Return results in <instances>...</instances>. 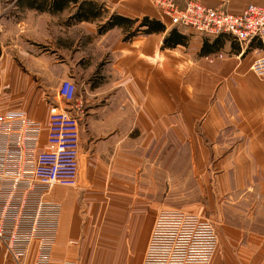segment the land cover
I'll use <instances>...</instances> for the list:
<instances>
[{"label": "crops", "instance_id": "crops-1", "mask_svg": "<svg viewBox=\"0 0 264 264\" xmlns=\"http://www.w3.org/2000/svg\"><path fill=\"white\" fill-rule=\"evenodd\" d=\"M94 1L110 14L159 20L166 30L126 42L121 28L98 35L96 23L62 25L55 28L61 36L49 39L50 55L33 19L64 20L68 13L0 11V21L7 20L0 25V114L23 111L46 127L55 108L65 107L57 96L65 80L76 84L85 114L79 189L51 194L63 204L54 264H144L158 215L170 209L154 197V163L171 146L195 148L199 169L223 180L219 193L245 198L235 219L221 231L217 225L211 264H264V80L252 71L264 42L241 44L229 34L211 38L175 26L155 0ZM196 1L234 15L264 6ZM173 30L184 42L164 48ZM0 250L8 257L1 243ZM33 260L34 252L28 264Z\"/></svg>", "mask_w": 264, "mask_h": 264}, {"label": "built area", "instance_id": "built-area-1", "mask_svg": "<svg viewBox=\"0 0 264 264\" xmlns=\"http://www.w3.org/2000/svg\"><path fill=\"white\" fill-rule=\"evenodd\" d=\"M155 5L171 24L201 36L229 34L241 44L264 42V6L250 5L234 15L196 0H155ZM252 71L264 80V57L254 62ZM77 93L73 81L60 84L57 96L65 107L55 108L46 127L23 111L0 114V242L13 264H28L32 252V264H54L63 204L51 194L57 187L80 186L85 114ZM219 242L215 224L200 214L162 210L144 264H211Z\"/></svg>", "mask_w": 264, "mask_h": 264}, {"label": "rangeland", "instance_id": "rangeland-1", "mask_svg": "<svg viewBox=\"0 0 264 264\" xmlns=\"http://www.w3.org/2000/svg\"><path fill=\"white\" fill-rule=\"evenodd\" d=\"M1 11L6 13L13 11L12 0H2ZM33 20L37 23V27L42 29V49L50 55L54 54L49 39L53 34L54 39L58 35L61 36V31L55 33V28L62 27L64 20L55 21L56 18L51 19L49 16L39 18L38 15ZM1 24L3 27L6 26L7 20L0 21ZM206 149H209V147ZM167 151L163 152V156L160 159L162 162L154 163L156 167V176L154 178L155 199L166 206L169 205L170 209H185L196 212L203 218L212 221L216 228L218 225L221 231L226 219H235V209H243L244 196L242 194H231L232 192L229 195L220 194L218 187L223 180L217 179L214 175L211 176L210 173H207V171L199 169V163L196 165L195 161V148L171 146ZM210 165L209 162L207 168ZM162 168L165 170L164 176L157 173L159 171L157 169L162 170ZM224 181L226 183L223 184L222 188L227 185V180ZM239 193H241V190ZM248 199L247 202H250V198ZM241 213L239 212V214ZM8 261H10L9 257L0 250V264H10L11 262Z\"/></svg>", "mask_w": 264, "mask_h": 264}, {"label": "trees", "instance_id": "trees-1", "mask_svg": "<svg viewBox=\"0 0 264 264\" xmlns=\"http://www.w3.org/2000/svg\"><path fill=\"white\" fill-rule=\"evenodd\" d=\"M1 4L2 0H0V11ZM12 4L13 11L19 13L35 11L52 16H62L68 13V17L64 19V26H73L84 22L96 23L98 35H105L113 29L121 28L126 33V42L139 36L162 33L166 30L165 25L156 19L133 20L116 13L110 14L105 3L94 0H12ZM183 42V38L176 30H173L165 38L163 47L174 48Z\"/></svg>", "mask_w": 264, "mask_h": 264}]
</instances>
